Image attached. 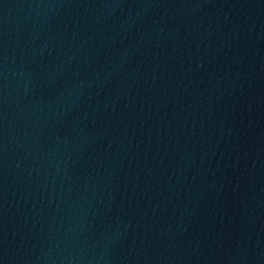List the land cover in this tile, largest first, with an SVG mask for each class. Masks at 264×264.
Listing matches in <instances>:
<instances>
[{"label": "water", "instance_id": "obj_1", "mask_svg": "<svg viewBox=\"0 0 264 264\" xmlns=\"http://www.w3.org/2000/svg\"><path fill=\"white\" fill-rule=\"evenodd\" d=\"M0 264H264V0H0Z\"/></svg>", "mask_w": 264, "mask_h": 264}]
</instances>
